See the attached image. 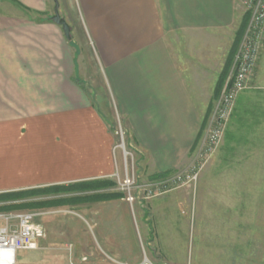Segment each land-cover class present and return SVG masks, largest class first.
<instances>
[{
    "label": "crops",
    "instance_id": "0c3cea01",
    "mask_svg": "<svg viewBox=\"0 0 264 264\" xmlns=\"http://www.w3.org/2000/svg\"><path fill=\"white\" fill-rule=\"evenodd\" d=\"M57 2L70 40L51 21L54 0H0V202L117 173L123 159L106 105L123 121L142 178L188 167L242 21V0ZM114 193L77 194L104 197L76 207L99 230L97 239L72 240L82 223L43 227L36 218L46 234L61 235L17 252L16 264H191L174 232L194 217L183 191L137 201L139 226L122 195L106 197ZM251 264H264V253Z\"/></svg>",
    "mask_w": 264,
    "mask_h": 264
},
{
    "label": "rangeland",
    "instance_id": "374dc122",
    "mask_svg": "<svg viewBox=\"0 0 264 264\" xmlns=\"http://www.w3.org/2000/svg\"><path fill=\"white\" fill-rule=\"evenodd\" d=\"M245 14L243 8L242 19L245 18ZM247 26L248 22L244 32L238 37V44L234 46L233 59L224 83L233 74L234 58L241 46ZM94 72V69L88 68V74ZM101 92L103 100L106 101L105 98H108L112 106L108 93ZM219 95L215 98L214 104H211L213 107L211 114ZM111 108L106 105L103 109L108 114L113 113L115 152L122 155V149L117 148L122 144L129 155L126 160V170L129 174H134L137 184L145 188L144 192L151 191L152 194L166 190L164 194L176 190L183 191L185 201L194 207L193 219H188L186 227L181 223L174 230L179 235V240L185 242V260L189 259L191 264H251L254 254L264 253V41L256 69L245 88L234 100L221 139L214 146L207 144L212 128L210 114L200 132L188 167L167 174L165 177H154L149 180L142 178L137 152L131 146L122 119L114 108ZM122 168L125 170L124 163ZM122 168H118L117 171L120 177L124 175V171L123 175H120ZM165 179L168 181L164 182ZM160 182L164 183L160 184ZM104 183H108L109 186L101 189H111L120 194L116 179L110 178ZM69 186L72 185L66 187ZM79 192L77 190L67 194L61 193V197L52 196V192L48 195L20 193L22 195L18 198L14 196L3 198L0 202V214H38L40 216L37 220H40L43 227L45 222L66 221L75 226L82 223V228H78L72 240H75L76 236L97 239L99 230L91 228L90 219L84 217L76 208L80 205V201L63 206H36V203L52 202L54 199L80 198L77 195ZM164 194L150 200L143 199L141 202L150 203ZM138 197L139 200L136 196L133 205L135 216H132V220L139 226L140 219L135 203L140 201L143 195L140 194ZM109 220L113 219L109 218ZM138 226L136 232L140 236L141 230ZM52 231L51 234L44 232V236L61 235L58 234L60 230ZM67 249L72 251L73 245H68Z\"/></svg>",
    "mask_w": 264,
    "mask_h": 264
},
{
    "label": "built area",
    "instance_id": "2783aa9c",
    "mask_svg": "<svg viewBox=\"0 0 264 264\" xmlns=\"http://www.w3.org/2000/svg\"><path fill=\"white\" fill-rule=\"evenodd\" d=\"M242 5L245 12L249 14V22L241 46L234 58L233 74L226 79L210 117L212 128L208 136L207 144L209 146H214L221 139L224 125L232 112L233 102L245 88L256 69L264 41V0H242ZM117 148L122 149L125 170L123 176L120 177L118 173H115L111 178L116 179L118 191L126 203L133 206L136 196L139 200L140 194L143 195L140 201H143V199L150 200L167 192V190L157 192V194H152L151 191L144 192L145 188H141L137 184L134 174H129V171L126 170L128 153L125 152L122 144ZM167 181L168 179H165L164 182ZM164 182H160V184ZM39 216L31 213L0 214V251L12 254L13 264H16L15 256L18 251L38 250L39 241L45 237L42 227L34 223V220ZM141 264L152 263L144 258Z\"/></svg>",
    "mask_w": 264,
    "mask_h": 264
},
{
    "label": "trees",
    "instance_id": "16d2710c",
    "mask_svg": "<svg viewBox=\"0 0 264 264\" xmlns=\"http://www.w3.org/2000/svg\"><path fill=\"white\" fill-rule=\"evenodd\" d=\"M245 18L243 17L242 21H241V24L237 30V34H235V40H234V45H233V48L229 54V57H228V61L226 63V67H225V70L223 71L222 75H221V78H220V81H219V84L217 86V94H216V97L219 95V92L223 86V83H224V80L226 78V75H227V71H228V67L231 66V62H232V54H233V50H234V46L238 44V37L241 36V34L244 32V27H246V24L247 22H249V14H245L244 15ZM245 20V21H244ZM208 116H206V119L204 120V124L206 123V121L208 120ZM204 124L202 126V129L204 127ZM167 174H163V175H158L156 177L160 178V177H165ZM106 186H109L108 183H104V182H100V183H82V184H76V185H72V186H69V187H60V188H55V189H50V192H54L55 194H67V193H71L73 191H80V192H84V191H91V190H99L101 188H104ZM79 192V193H80ZM22 194H12V195H9V196H5V197H2L3 198H9L11 196H14L15 198H18L19 196H21ZM106 197H114V198H117V197H121L120 194H117V193H114L113 195H109V196H106ZM105 197V198H106ZM104 197L103 196H94V197H81V198H74V199H63V200H53L52 202L49 201V202H45V203H36V206L40 207V206H45V205H49V206H63L65 204H68V203H75V202H82L84 200H101L103 199ZM35 206V205H33Z\"/></svg>",
    "mask_w": 264,
    "mask_h": 264
},
{
    "label": "water",
    "instance_id": "95a60500",
    "mask_svg": "<svg viewBox=\"0 0 264 264\" xmlns=\"http://www.w3.org/2000/svg\"><path fill=\"white\" fill-rule=\"evenodd\" d=\"M54 4H55L54 13H53V16L51 18V21L55 25L60 26L65 38L67 40H70V27L67 25V23L62 18H60V15L58 12L59 5H58L57 0H54Z\"/></svg>",
    "mask_w": 264,
    "mask_h": 264
},
{
    "label": "bare ground",
    "instance_id": "6f19581e",
    "mask_svg": "<svg viewBox=\"0 0 264 264\" xmlns=\"http://www.w3.org/2000/svg\"><path fill=\"white\" fill-rule=\"evenodd\" d=\"M0 264H13V256L10 252L0 251Z\"/></svg>",
    "mask_w": 264,
    "mask_h": 264
}]
</instances>
